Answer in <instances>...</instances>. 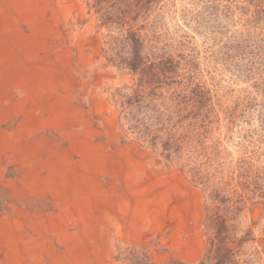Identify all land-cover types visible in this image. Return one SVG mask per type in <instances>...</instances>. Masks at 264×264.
I'll return each mask as SVG.
<instances>
[{"label":"rangeland","instance_id":"1","mask_svg":"<svg viewBox=\"0 0 264 264\" xmlns=\"http://www.w3.org/2000/svg\"><path fill=\"white\" fill-rule=\"evenodd\" d=\"M159 19L167 39L187 45L224 105L246 99L251 106L247 120L228 130L222 122V173L242 155L243 136L264 165L262 100L242 71L247 58L232 47L242 36L251 44L253 27L264 25V0H166ZM101 47L102 33L82 0H0V264H104L103 239L94 235L112 150L136 151L148 168L183 176L203 206L207 248L214 230L208 192L124 134L109 92L125 78L106 64ZM256 200L231 223L238 235L252 232L249 249L264 263V210ZM110 242L117 264L151 259L147 245Z\"/></svg>","mask_w":264,"mask_h":264},{"label":"trees","instance_id":"2","mask_svg":"<svg viewBox=\"0 0 264 264\" xmlns=\"http://www.w3.org/2000/svg\"><path fill=\"white\" fill-rule=\"evenodd\" d=\"M82 1L102 33L103 59L125 78L109 92L119 127L161 157L165 166L188 174L208 192L210 206L205 209L214 230L200 264L207 259L211 264H264L249 249L252 232L238 235L231 223L254 198L252 203L260 202L264 210V165L257 164L255 144L243 136L248 144L241 146L240 158L228 173L220 170L228 153L220 148L221 127L228 130L247 120L248 100L224 105L215 88L202 80L187 45L165 37L159 18L166 0ZM256 24L251 44L242 36L232 47L241 60L247 58L242 71L262 100L257 120L264 132V25ZM145 259L153 264L149 255Z\"/></svg>","mask_w":264,"mask_h":264},{"label":"crops","instance_id":"3","mask_svg":"<svg viewBox=\"0 0 264 264\" xmlns=\"http://www.w3.org/2000/svg\"><path fill=\"white\" fill-rule=\"evenodd\" d=\"M95 103L91 98L89 110ZM106 153L104 172L109 173V181L103 184L102 224L94 235L103 239L106 256L100 261L117 264L110 246L111 239H116L135 247L149 246L153 264H200L206 240L204 209L197 192L180 173L165 176L145 166L136 151Z\"/></svg>","mask_w":264,"mask_h":264}]
</instances>
